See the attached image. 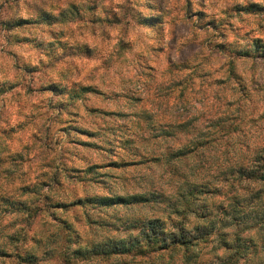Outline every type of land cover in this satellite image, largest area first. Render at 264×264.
<instances>
[{"label":"clouds","instance_id":"clouds-1","mask_svg":"<svg viewBox=\"0 0 264 264\" xmlns=\"http://www.w3.org/2000/svg\"><path fill=\"white\" fill-rule=\"evenodd\" d=\"M0 264H264V0H0Z\"/></svg>","mask_w":264,"mask_h":264}]
</instances>
